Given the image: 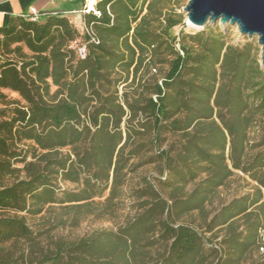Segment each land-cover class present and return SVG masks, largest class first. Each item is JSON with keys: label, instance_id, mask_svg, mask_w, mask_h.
I'll use <instances>...</instances> for the list:
<instances>
[{"label": "trees", "instance_id": "16d2710c", "mask_svg": "<svg viewBox=\"0 0 264 264\" xmlns=\"http://www.w3.org/2000/svg\"><path fill=\"white\" fill-rule=\"evenodd\" d=\"M178 1L0 26V264H264L261 48L177 32ZM237 171L255 184L226 201ZM57 204L74 225L128 212L117 230L30 225Z\"/></svg>", "mask_w": 264, "mask_h": 264}, {"label": "rangeland", "instance_id": "374dc122", "mask_svg": "<svg viewBox=\"0 0 264 264\" xmlns=\"http://www.w3.org/2000/svg\"><path fill=\"white\" fill-rule=\"evenodd\" d=\"M189 0H179L178 4L181 7V11L185 13L184 7L188 4ZM73 17V14H71ZM77 28L82 31L81 21L74 20ZM208 27H218L224 31H226L228 35V39L233 44H240L244 43L247 38L249 40H256L258 39L256 36L250 38L248 35L241 34L240 30L236 25L231 24H222L220 21L214 23H208L205 27H195V26H187L185 24L176 28V31L179 32L182 28L186 32H198L203 29H207ZM259 45V44H258ZM260 46V45H259ZM261 48V46H260ZM122 88V87H121ZM12 97H16V94L10 93ZM255 183L252 182L248 176L242 174V172L237 171L232 181L228 187L222 188V195L224 199L227 201L233 196L249 192L252 189V186ZM63 187L73 188L74 185L71 183H61ZM54 208L49 212H43L42 214L38 215L35 219H29L30 225L34 228H48L52 229L53 234H85L97 229H105V230H117L119 226L124 223L126 218L127 210L124 211L119 217L112 219V220H105V219H96L94 216H89L87 218L82 219L78 225L73 224L74 213L73 210L70 208L62 209L59 204L53 206ZM66 207V206H64ZM63 217V224H58V218Z\"/></svg>", "mask_w": 264, "mask_h": 264}, {"label": "water", "instance_id": "95a60500", "mask_svg": "<svg viewBox=\"0 0 264 264\" xmlns=\"http://www.w3.org/2000/svg\"><path fill=\"white\" fill-rule=\"evenodd\" d=\"M185 25L205 27L208 23L236 25L241 34L254 36L261 46L260 65L264 69V0H189L184 7Z\"/></svg>", "mask_w": 264, "mask_h": 264}, {"label": "crops", "instance_id": "0c3cea01", "mask_svg": "<svg viewBox=\"0 0 264 264\" xmlns=\"http://www.w3.org/2000/svg\"><path fill=\"white\" fill-rule=\"evenodd\" d=\"M84 3L85 0H0V26L5 25L11 16L28 15L32 7L37 9L39 17L56 13L73 14V19L80 20L82 24Z\"/></svg>", "mask_w": 264, "mask_h": 264}, {"label": "built area", "instance_id": "2783aa9c", "mask_svg": "<svg viewBox=\"0 0 264 264\" xmlns=\"http://www.w3.org/2000/svg\"><path fill=\"white\" fill-rule=\"evenodd\" d=\"M96 2H97V0H85L83 9L81 10V13H89L91 11H95ZM74 12H69V13H74ZM96 12L99 13L98 11H96ZM28 16H30L32 19H38L40 14H39V12L37 11V9L35 7H32L30 9V12H29ZM93 40L96 41L95 39H93ZM73 46L77 47L78 55L81 58L86 57L87 48H86L85 44H79V40H78V41H75L73 43Z\"/></svg>", "mask_w": 264, "mask_h": 264}, {"label": "bare ground", "instance_id": "6f19581e", "mask_svg": "<svg viewBox=\"0 0 264 264\" xmlns=\"http://www.w3.org/2000/svg\"><path fill=\"white\" fill-rule=\"evenodd\" d=\"M188 26H192V25L189 24Z\"/></svg>", "mask_w": 264, "mask_h": 264}]
</instances>
